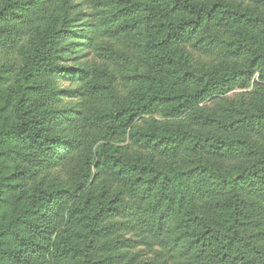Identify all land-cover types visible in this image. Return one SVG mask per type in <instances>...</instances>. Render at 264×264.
Here are the masks:
<instances>
[{
    "label": "trees",
    "instance_id": "1",
    "mask_svg": "<svg viewBox=\"0 0 264 264\" xmlns=\"http://www.w3.org/2000/svg\"><path fill=\"white\" fill-rule=\"evenodd\" d=\"M0 264H264V0H0Z\"/></svg>",
    "mask_w": 264,
    "mask_h": 264
}]
</instances>
